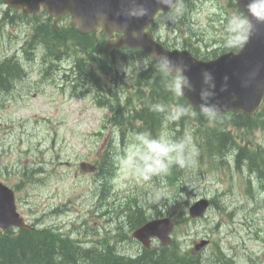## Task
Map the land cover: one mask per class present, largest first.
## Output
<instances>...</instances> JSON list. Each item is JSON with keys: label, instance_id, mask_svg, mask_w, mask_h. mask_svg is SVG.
Segmentation results:
<instances>
[{"label": "rangeland", "instance_id": "1", "mask_svg": "<svg viewBox=\"0 0 264 264\" xmlns=\"http://www.w3.org/2000/svg\"><path fill=\"white\" fill-rule=\"evenodd\" d=\"M228 4V0H211L198 5L196 13L192 17L191 32L179 27H168V21H161L160 27L162 40L169 46L177 45L200 48L198 56H203L206 45H221L220 42L229 36V23H221L219 7ZM235 11H232L234 13ZM231 13V15H232ZM42 19L44 17H41ZM39 18H32L36 21ZM13 31L11 44H6L2 39V32L5 24L0 25V56L1 58L18 56L19 63L24 69L26 78L20 80L14 90L12 100L8 96L2 95V108H0V178L6 180L9 177V184H16L21 181L22 170L27 166L36 167L40 161L49 159L53 164L47 165V171L37 179V184H26L21 197L28 200L25 205V212L29 219L35 222L40 218L37 227L52 226L67 233L71 231V223L76 220V212L70 211L66 215L52 218L48 211L57 205L58 200L72 198L74 202H79L83 207L88 206V192H93L97 175L86 174L73 167L70 175H62L68 171L65 166L55 164L58 161L57 153L61 152V160L67 159L65 154L68 152L72 158L71 149L65 145L69 144L78 151V158L94 163L100 153L109 144L115 134L108 126V117L111 112L103 110L95 102V95L101 88H108L111 85L118 87V94L126 96L132 94L140 107L141 99L138 86L135 84V77L139 68L145 65V61L119 57L117 65L120 67L123 78L118 75L103 76L99 83L92 82L89 71L80 68L77 74L76 92L80 98L71 96V91L67 87L64 90L65 79L64 70L70 73L69 67L77 61L78 57L83 56L80 49L68 50L60 58H56L53 50L49 46H41L33 51L29 42L25 40L24 32L32 34L33 39H37L34 30L25 28L24 24L18 21ZM8 30L6 29V33ZM65 48V45H62ZM61 65V71L52 74L54 68L51 64ZM129 69V72L126 69ZM49 71V72H48ZM88 72V73H87ZM51 73V74H50ZM84 78V79H83ZM4 90V88H3ZM264 120V119H263ZM142 122H137L141 125ZM212 125V123H210ZM107 126V127H104ZM188 143L182 142L180 150L182 158H189V170L182 172V192L179 193L178 200L179 214L182 217V225L178 227L175 238L187 243L188 249H192V241L209 239L212 243L207 246L202 253L206 258L219 252L218 248H226L230 245L235 248L239 246L243 251L240 264H249L248 255H253L257 249L258 257L264 259V251L260 250L261 244L255 241L253 234L248 233V224L264 229V206L259 207L258 203L248 193V179L253 173L257 172L251 167L236 168L234 158H226L225 162L208 163L210 154L216 153L215 142L220 138L215 129H210L206 133L196 131L194 125L187 124ZM232 134L240 143L257 144L264 140V132L254 127H228ZM101 132V134H100ZM199 133V136L197 134ZM196 135V136H195ZM196 138V140H195ZM65 139V140H64ZM161 142L170 145H177L171 140L170 132H162ZM198 141L202 143L199 145ZM222 142L230 146V139L224 138ZM181 145V143L179 144ZM50 147V153L46 148ZM121 152V149L118 150ZM258 156L264 163V148H258ZM179 152L175 148L167 155L175 156ZM219 155H223L221 149ZM259 157V158H260ZM48 158V159H44ZM59 159V160H60ZM181 159V158H179ZM162 169L161 166H154L155 172ZM9 171V172H8ZM52 173H58L54 175ZM65 177L62 179L61 177ZM264 181V167L261 166L260 174L257 176ZM144 181L141 184L143 186ZM153 187L148 183L145 185L150 194L159 199L172 198L173 189L168 186L158 187L156 182H152ZM133 185V184H132ZM141 187L137 193L140 192ZM211 189V190H210ZM202 195H210L215 198L222 197L225 209L216 206L202 219H192L189 214L186 216L187 205L190 201L196 200ZM50 200L52 203L50 204ZM92 202L91 206L94 204ZM235 209V213L229 215L228 210ZM24 212V214H25ZM70 220V221H69ZM222 226L217 228V222ZM68 223L67 225L63 223ZM126 236V232H121ZM212 239V241H211ZM186 241V242H185ZM158 241L156 242V245ZM186 248V249H187ZM60 249V248H59ZM124 249L135 251L138 245L124 246ZM234 251V250H233ZM231 255V254H230ZM229 264V263H228ZM232 264H239L232 263ZM264 264V263H263Z\"/></svg>", "mask_w": 264, "mask_h": 264}, {"label": "water", "instance_id": "2", "mask_svg": "<svg viewBox=\"0 0 264 264\" xmlns=\"http://www.w3.org/2000/svg\"><path fill=\"white\" fill-rule=\"evenodd\" d=\"M54 1L73 7L74 11L77 12L76 20L82 23V25H79V29L83 32L90 30V27L83 25L84 18L82 14H92L96 10V16L103 18L101 11L103 6L110 8V14L118 20L116 21L118 29H123L128 34V37L122 38L119 43L110 44L112 50L123 45H132L128 38L132 37L134 31L142 38V41H138V44L143 46L145 44L142 42H145L146 45L144 48L149 53L154 51L161 53L163 50L159 45L152 43L153 41L148 34H143L142 32L143 28L149 24L156 12L157 4L154 3L155 0ZM48 5L52 6L50 4ZM138 5L147 7L148 15L142 18L129 15L130 11ZM111 22H114V20H111ZM164 53L166 54L165 57L169 60L187 65L186 75L192 86L194 85L196 88L199 86L200 88L204 87L206 79L204 73L207 72L211 77H215L214 85L217 89L221 90L219 97L225 98V102H232L239 105L250 97L249 99L251 100H248L246 104L235 109L236 112L239 110L252 112L260 103L264 83V25L258 26V31L238 54L228 53L216 60L202 62L195 60L186 52L166 51ZM202 77L203 80L200 84ZM208 83H211V80ZM207 91H210L209 87H207ZM191 101L198 107L203 103L199 96ZM15 216L16 212L12 192L0 184V225L6 227L13 224L16 219Z\"/></svg>", "mask_w": 264, "mask_h": 264}, {"label": "clouds", "instance_id": "3", "mask_svg": "<svg viewBox=\"0 0 264 264\" xmlns=\"http://www.w3.org/2000/svg\"><path fill=\"white\" fill-rule=\"evenodd\" d=\"M157 3L168 5L170 0H157ZM179 9L177 8V12ZM129 15L142 18L148 15V9L144 5H138L133 8ZM264 25V0H246L243 6V10L239 12H234L230 16L229 20V32L230 35L227 38L224 46L227 48H243L251 39V37L258 31V26ZM157 59V58H155ZM147 64L148 61L145 60ZM158 67L164 72L166 76L170 77V91L174 96L180 97L185 95L184 89L187 87L190 91L194 90L189 82V78L184 75V69L187 65H177L174 64L167 57L164 58V63H158ZM126 71L129 72L127 68ZM174 73V74H173ZM206 79L205 83L211 80V75L207 72L204 73ZM214 93L208 91L201 92V100L203 103L200 104V113L204 116H212L215 120L219 115V105L209 104V97L213 96ZM145 147L148 153L152 155H145L144 161L151 159L153 160V166L160 164L161 157L166 156L168 153L174 151L175 148H182L183 145H170L165 142H159L156 140H147ZM172 159V157H169ZM145 172L148 171L147 168L144 169Z\"/></svg>", "mask_w": 264, "mask_h": 264}, {"label": "trees", "instance_id": "4", "mask_svg": "<svg viewBox=\"0 0 264 264\" xmlns=\"http://www.w3.org/2000/svg\"><path fill=\"white\" fill-rule=\"evenodd\" d=\"M64 33L63 35L78 41L79 44L85 45L87 50L91 48L89 43L81 40L86 39L87 36H79L75 31L71 30H67ZM63 35L60 34L59 36ZM58 42L63 41L60 40ZM100 49L101 53L105 54L108 58L109 56L105 46L100 45ZM75 251V249L66 247L58 242L49 243L45 237L39 236L31 231H22L21 236L15 240L11 236L0 238V264H55L59 261L61 255L71 257V253Z\"/></svg>", "mask_w": 264, "mask_h": 264}]
</instances>
